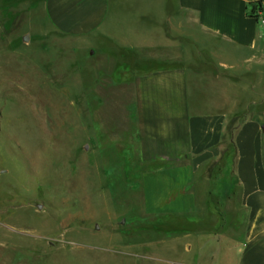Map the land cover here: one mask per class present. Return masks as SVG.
Segmentation results:
<instances>
[{"label":"crops","instance_id":"0c3cea01","mask_svg":"<svg viewBox=\"0 0 264 264\" xmlns=\"http://www.w3.org/2000/svg\"><path fill=\"white\" fill-rule=\"evenodd\" d=\"M43 9L60 35L99 38L95 51L117 66L142 213L181 219V233L212 243L199 250L204 263L234 250V264H264V0H44ZM190 49L210 52L190 58Z\"/></svg>","mask_w":264,"mask_h":264},{"label":"rangeland","instance_id":"374dc122","mask_svg":"<svg viewBox=\"0 0 264 264\" xmlns=\"http://www.w3.org/2000/svg\"><path fill=\"white\" fill-rule=\"evenodd\" d=\"M43 2L0 0V264H207L212 243L142 213L117 66L99 38L57 33Z\"/></svg>","mask_w":264,"mask_h":264},{"label":"built area","instance_id":"2783aa9c","mask_svg":"<svg viewBox=\"0 0 264 264\" xmlns=\"http://www.w3.org/2000/svg\"><path fill=\"white\" fill-rule=\"evenodd\" d=\"M252 7H255V11L252 13L253 15H261V8L257 2L252 3V5H250V9H252ZM259 22H260V26L264 25L263 18H260Z\"/></svg>","mask_w":264,"mask_h":264},{"label":"trees","instance_id":"16d2710c","mask_svg":"<svg viewBox=\"0 0 264 264\" xmlns=\"http://www.w3.org/2000/svg\"><path fill=\"white\" fill-rule=\"evenodd\" d=\"M251 11H252V13H253V12L255 11V7H252Z\"/></svg>","mask_w":264,"mask_h":264},{"label":"water","instance_id":"95a60500","mask_svg":"<svg viewBox=\"0 0 264 264\" xmlns=\"http://www.w3.org/2000/svg\"><path fill=\"white\" fill-rule=\"evenodd\" d=\"M27 40V38L25 37L24 39H23V41H26Z\"/></svg>","mask_w":264,"mask_h":264}]
</instances>
